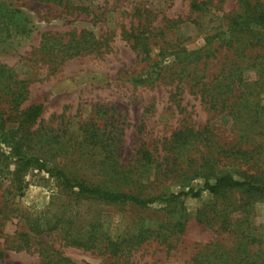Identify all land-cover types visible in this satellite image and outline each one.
Instances as JSON below:
<instances>
[{"label":"rangeland","instance_id":"obj_1","mask_svg":"<svg viewBox=\"0 0 264 264\" xmlns=\"http://www.w3.org/2000/svg\"><path fill=\"white\" fill-rule=\"evenodd\" d=\"M193 1L0 0V23L12 21L14 25L9 32H0V63L14 68L27 81L29 94L24 107L43 104L34 128L50 127L72 143L80 138L81 123L89 119L121 130L123 173L120 181L107 183L110 188L149 198L198 188L207 178L213 180L215 171L230 170L239 178L264 174V166L258 168L252 163L229 159L211 168L203 160V155L218 152L235 135L225 112L213 109L203 95L205 84L235 58L228 44L222 42L233 33L223 17L264 11V0H197L208 2L204 12L193 10ZM11 12L16 13L15 18L6 16ZM250 25L256 28L253 22ZM22 28L25 31L19 32ZM143 29L150 37L147 54L136 50L129 36ZM74 30L92 31L100 40L99 48L55 61L46 36L62 37L67 42ZM204 47L214 50V55L189 62V53ZM242 91L240 88L236 94ZM259 98L264 105V90ZM101 107L111 109L110 113L98 112ZM191 128L201 131L198 139L188 132ZM180 131L183 134L179 137ZM1 137L0 205L6 194L13 206L29 212L72 200L55 177L36 168L25 174L22 189L10 187L9 171L14 165L7 167L10 160L3 153L8 154L11 145L3 143ZM8 138L14 141L10 135ZM142 148L152 153L154 162L141 160ZM85 153L100 158L94 150L85 149ZM42 156L49 166L61 158L51 153ZM62 164L82 176L87 171L96 172L70 158ZM91 178L104 181L100 174ZM81 208L89 216L99 215L104 230L114 238L124 239L144 230L154 234L121 257L67 245L55 232L33 239L29 250L15 251L7 248L5 240L22 229L23 221L15 213L0 216V250L4 251L0 264H42L41 247L80 264H194L196 257L212 258L215 245L219 252L228 253L234 247L235 237L220 227L222 222L248 217L264 224V199L236 189L219 195L203 191L200 197L173 202L158 200L147 207L86 200ZM199 215L207 221H200ZM180 222L185 223L184 231L178 229ZM207 248L211 249L208 253Z\"/></svg>","mask_w":264,"mask_h":264},{"label":"trees","instance_id":"obj_2","mask_svg":"<svg viewBox=\"0 0 264 264\" xmlns=\"http://www.w3.org/2000/svg\"><path fill=\"white\" fill-rule=\"evenodd\" d=\"M207 5V1L197 0L191 4L192 9L199 12L206 11ZM6 16L15 18L16 13H6ZM223 18H227L228 27L233 33L231 38L222 42L228 44L235 58L227 69L214 77L209 84H205L206 90L203 95L208 97L213 109L225 112V116L232 122L235 135L230 141L224 142L218 152L213 151L209 157L203 155V160L211 168L229 159L246 164L252 163L259 168L264 166V105L259 98L260 91L264 90V11L255 10L249 15L231 13ZM251 22L256 28L263 30L252 27ZM12 27H14L12 21L0 23V32H9ZM18 31L25 30L22 28ZM146 33L149 31L143 29L131 32L129 36L133 40V47L147 54L150 50L148 43L150 37ZM45 40L55 61L66 59L84 50L98 49L100 46V40L89 30L72 31L67 42L62 37L50 34ZM213 55L214 50L204 47L191 51L189 62H198ZM162 70L156 72L157 75ZM240 88H243V91L236 94ZM28 94L27 81L20 78L14 68L0 63V136L3 143L11 145L8 154L3 153L4 158L10 160L6 165L7 167L14 165L9 171L12 177L9 186H18L22 189L25 174L36 168L48 173L50 177H55L72 200L40 212H29L13 206L10 195H4V204L0 205V216L10 217L17 213L20 221H23L22 229L15 231L13 237H6L8 249L29 250L33 239L55 232L60 234L67 245L86 250L99 249L110 256L121 257L154 234L144 230L124 239L119 236L114 238L104 230L99 215L89 216L83 212L81 205L86 200L104 203L132 202L147 207L158 200L173 202L187 196L200 197L203 191L219 195L230 189L264 199V174H244L243 178H239L230 170L216 172L213 169L215 171L213 180L207 178L198 188L191 187L168 196L161 194L147 198L130 191L110 188L112 186H108L107 183L120 181L123 173L120 161L121 130L118 127L108 128L94 119H89L81 123L80 138H76L77 142L72 143L64 139V135L54 133L50 127L34 128L44 106L42 103H34L24 107ZM110 110L101 107L98 112L108 115ZM8 131V135L14 139L12 142H9L6 135ZM188 132L197 139L202 134L200 130L193 128L188 129ZM182 134L183 131H180L177 136L180 137ZM85 149L96 151L100 158L98 160L92 158L85 153ZM44 153L61 158L56 165L49 166L48 160L42 156ZM141 153V160L146 163L155 161L148 149L142 148ZM68 158L81 166L93 168L96 172L87 171L83 176L78 175L74 170L67 168V164H62L63 160ZM97 174L102 175L104 181L92 180V175ZM128 178L129 175L125 174V179ZM204 216L206 217V214ZM198 219L207 221L201 215ZM177 226L179 231H184L185 223L180 222ZM220 227L234 235V247L228 253L219 252L218 246L215 245L211 253L212 258L206 257L201 260L196 257L193 260L194 264H264V224H258L247 217L237 218L233 222H222ZM209 250L211 249L207 248L206 252ZM39 252L42 264H80L59 253L55 255L46 247H41ZM224 253H228L229 256H225ZM3 256L4 251L0 250V258Z\"/></svg>","mask_w":264,"mask_h":264}]
</instances>
